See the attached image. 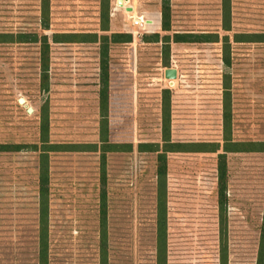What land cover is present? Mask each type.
I'll use <instances>...</instances> for the list:
<instances>
[{
	"label": "rangeland",
	"instance_id": "rangeland-1",
	"mask_svg": "<svg viewBox=\"0 0 264 264\" xmlns=\"http://www.w3.org/2000/svg\"><path fill=\"white\" fill-rule=\"evenodd\" d=\"M226 1L228 31L223 0H49L48 20L42 0H0V35L13 40L0 42V145L19 146L0 150V264H38L43 114L56 146L46 154L49 264L101 263L102 187L107 264H157V152L139 145L164 149L163 102L169 139L182 144L167 153L165 264H221L224 254L227 264H256L264 151L227 154L222 220L217 156L226 108L232 141L264 142V42L234 41L236 34H264V0ZM163 6L170 12L167 31ZM103 14L108 30H102ZM137 17L143 23L134 24ZM175 34L190 41L175 42ZM210 34L218 41H204L214 38ZM104 35L108 39L100 40ZM225 36L229 66L222 60ZM104 49L109 141L132 149L105 154L103 186ZM169 68L177 71L175 78L166 77ZM200 143L208 146H195Z\"/></svg>",
	"mask_w": 264,
	"mask_h": 264
},
{
	"label": "trees",
	"instance_id": "trees-1",
	"mask_svg": "<svg viewBox=\"0 0 264 264\" xmlns=\"http://www.w3.org/2000/svg\"><path fill=\"white\" fill-rule=\"evenodd\" d=\"M42 17L43 19L48 20L49 17V0H42ZM225 4V6H224ZM227 1L223 0V29L230 30V11L226 6ZM162 28L167 31L170 29V12L169 6H163L162 9ZM102 25L105 26L102 30H108V18L106 14L101 16ZM86 36H91L96 39V34H86ZM11 34H2L0 35V42H12ZM71 37H78L77 34ZM121 37V36H116ZM208 37H214L211 40H204L215 42L218 41L217 34H210ZM175 42H187L190 40H185L186 36H182L181 34H175L173 37ZM107 36H101L100 40H107ZM97 40V39H96ZM95 40V41H96ZM56 42H60V40H55ZM78 40H67V42H77ZM197 41V40H192ZM235 42H264V34H247L244 38H241L240 34H236L234 37ZM223 63L225 66H229L231 62V54H230V43L228 37L225 36L223 38ZM47 64L45 62L42 63V70L46 71ZM100 74L102 78V86L99 91V109H100V142H101V165L102 171L104 172L102 185H105V154L108 152H116V151H130L132 149L131 144H119V143H111L109 141V131H108V105H109V87H108V79H109V65H108V56L107 51L103 50V53L100 57ZM45 77L43 78V83L45 82ZM227 88V87H225ZM229 106V104H228ZM228 108L225 109L224 116V129L225 138L224 145L222 147V151L219 152L217 156V207H218V215L219 219L222 220L224 217V210L226 204V183H227V162L226 156L230 152H244V151H264V142H234L229 137L230 131V115ZM169 109L168 105L163 102V147L164 149H158V145L155 144H147V145H139L142 147H149L151 151L157 152V189H156V201H157V264H165V250H166V220H167V191H166V168H167V153L172 151H179L177 147H180L181 143L172 142L169 139ZM49 122L48 118L45 114L41 116V124H40V142L43 145V149L40 151V160L42 161L39 166V178H38V192H39V205H40V215H39V231H38V264H49L48 257V235H47V217H48V186H49V178H48V167H47V156L46 154L49 151H54L56 146L49 142ZM208 146L206 143L195 144V146L202 147ZM36 146V145H35ZM19 146H11V145H0V150L14 149ZM37 147V146H36ZM197 151H205V150H197ZM210 151H217L210 150ZM100 208H99V226H100V235H99V251H100V264H107V254H108V238H107V230H106V220H107V192L106 188L102 187L100 192ZM225 250V249H224ZM221 264H227V258L224 254L222 256ZM256 264H264V206L262 213V222L260 227V236L259 243L257 249V260Z\"/></svg>",
	"mask_w": 264,
	"mask_h": 264
},
{
	"label": "water",
	"instance_id": "water-1",
	"mask_svg": "<svg viewBox=\"0 0 264 264\" xmlns=\"http://www.w3.org/2000/svg\"><path fill=\"white\" fill-rule=\"evenodd\" d=\"M165 75L167 78H175L177 76V71L174 68H169L166 70Z\"/></svg>",
	"mask_w": 264,
	"mask_h": 264
},
{
	"label": "built area",
	"instance_id": "built-area-1",
	"mask_svg": "<svg viewBox=\"0 0 264 264\" xmlns=\"http://www.w3.org/2000/svg\"><path fill=\"white\" fill-rule=\"evenodd\" d=\"M133 23H134V24H141V23H143V20H142L141 17H137V18H135V19L133 20Z\"/></svg>",
	"mask_w": 264,
	"mask_h": 264
}]
</instances>
